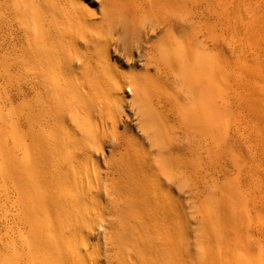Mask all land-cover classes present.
<instances>
[{"label":"bare ground","instance_id":"6f19581e","mask_svg":"<svg viewBox=\"0 0 264 264\" xmlns=\"http://www.w3.org/2000/svg\"><path fill=\"white\" fill-rule=\"evenodd\" d=\"M168 2L0 0V85L26 103L25 140L1 163L14 233L0 264H248L236 230L201 261L177 232L173 188L200 169L206 117L191 119L167 85L174 41L161 36L178 12Z\"/></svg>","mask_w":264,"mask_h":264},{"label":"rangeland","instance_id":"374dc122","mask_svg":"<svg viewBox=\"0 0 264 264\" xmlns=\"http://www.w3.org/2000/svg\"><path fill=\"white\" fill-rule=\"evenodd\" d=\"M84 2L97 11L148 8L155 0ZM168 3L178 12L161 36L162 42L174 41L173 77L167 85L191 119L199 110L206 117L200 169L173 188L178 235L192 261H201L221 234L229 238L228 231L236 230L247 247L244 262L264 264V0ZM116 38L122 50L127 40L120 31ZM15 94L12 86L0 85V256L9 259L13 183L4 181L1 163L11 155L15 138L26 135V103H15ZM124 95L135 102L129 89ZM191 137L196 148L198 136Z\"/></svg>","mask_w":264,"mask_h":264}]
</instances>
